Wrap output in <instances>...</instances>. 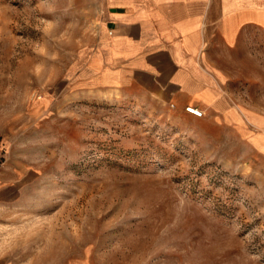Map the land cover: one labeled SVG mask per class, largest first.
<instances>
[{"label": "rangeland", "instance_id": "1", "mask_svg": "<svg viewBox=\"0 0 264 264\" xmlns=\"http://www.w3.org/2000/svg\"><path fill=\"white\" fill-rule=\"evenodd\" d=\"M95 12L0 0V174L17 192L0 206V258L264 264V156L151 96L76 89ZM210 55L230 102L264 117V34Z\"/></svg>", "mask_w": 264, "mask_h": 264}, {"label": "crops", "instance_id": "2", "mask_svg": "<svg viewBox=\"0 0 264 264\" xmlns=\"http://www.w3.org/2000/svg\"><path fill=\"white\" fill-rule=\"evenodd\" d=\"M95 11L76 89L142 93L190 118L186 107H198L264 156V117L230 102L210 55L246 43L248 33L264 34V0H95ZM14 183L0 174V206L17 197Z\"/></svg>", "mask_w": 264, "mask_h": 264}, {"label": "built area", "instance_id": "3", "mask_svg": "<svg viewBox=\"0 0 264 264\" xmlns=\"http://www.w3.org/2000/svg\"><path fill=\"white\" fill-rule=\"evenodd\" d=\"M187 111L194 114L195 116H202L203 115V111L201 109H199L198 107L195 106H187L186 107Z\"/></svg>", "mask_w": 264, "mask_h": 264}, {"label": "clouds", "instance_id": "4", "mask_svg": "<svg viewBox=\"0 0 264 264\" xmlns=\"http://www.w3.org/2000/svg\"><path fill=\"white\" fill-rule=\"evenodd\" d=\"M42 68L43 66L38 64L34 67L33 71L35 72V74L39 75L42 71Z\"/></svg>", "mask_w": 264, "mask_h": 264}, {"label": "bare ground", "instance_id": "5", "mask_svg": "<svg viewBox=\"0 0 264 264\" xmlns=\"http://www.w3.org/2000/svg\"><path fill=\"white\" fill-rule=\"evenodd\" d=\"M187 110V109H186Z\"/></svg>", "mask_w": 264, "mask_h": 264}]
</instances>
